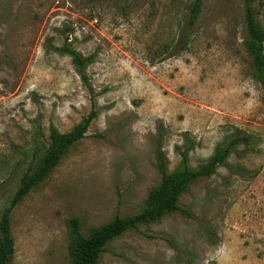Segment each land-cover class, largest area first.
Instances as JSON below:
<instances>
[{"label":"rangeland","instance_id":"rangeland-1","mask_svg":"<svg viewBox=\"0 0 264 264\" xmlns=\"http://www.w3.org/2000/svg\"><path fill=\"white\" fill-rule=\"evenodd\" d=\"M193 0H0V210L48 142L92 108L85 134L10 211L8 264H64L70 220L88 233L144 204L189 146L190 167L226 134L253 152L190 182L175 211L128 228L95 264H264V97L244 43L243 11L264 35V0H200L189 39L175 42ZM91 56L81 67L63 45ZM264 44V41H263ZM159 132L160 134H157ZM204 225L212 235L207 237Z\"/></svg>","mask_w":264,"mask_h":264},{"label":"trees","instance_id":"trees-1","mask_svg":"<svg viewBox=\"0 0 264 264\" xmlns=\"http://www.w3.org/2000/svg\"><path fill=\"white\" fill-rule=\"evenodd\" d=\"M200 0H193L184 17L183 24L177 33L174 48L181 51L189 39L193 24L197 17ZM244 43L250 56L254 77L263 91L264 97V35L253 21L250 6L246 5L243 11ZM59 50L70 58L81 76V67L91 60V56H81L75 50L63 44ZM95 111L90 108L79 122L69 130L59 132L53 127L48 128V142L36 163L27 168L19 177L18 184L6 205L0 210V264H8L13 253V239L9 228V215L13 206L18 203L29 190L41 181L65 151L86 132L93 119ZM157 134H160L157 132ZM157 137L154 154L157 168L160 171L159 182L146 194L144 204L137 212L127 217L115 216L107 222L91 228L88 233L79 231L74 219L70 220L69 260L64 264H95L104 245L117 237L128 228H135L140 223H149L158 220L161 216L175 211H183L177 205L178 196L187 185L200 177L210 176L218 166H223L231 173L244 177L247 173L243 166L230 164L229 155L243 158L253 152L257 145V138L252 134L233 131L221 138L212 149L204 162L190 167L187 162L189 146L178 150L179 159L172 171H166L163 155L158 145ZM204 231L210 238L212 232L204 225Z\"/></svg>","mask_w":264,"mask_h":264}]
</instances>
